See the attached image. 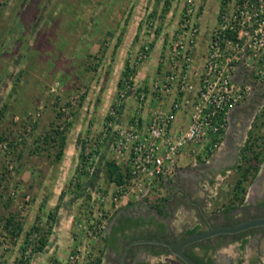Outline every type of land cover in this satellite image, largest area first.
I'll use <instances>...</instances> for the list:
<instances>
[{
  "label": "rangeland",
  "instance_id": "obj_1",
  "mask_svg": "<svg viewBox=\"0 0 264 264\" xmlns=\"http://www.w3.org/2000/svg\"><path fill=\"white\" fill-rule=\"evenodd\" d=\"M237 2L0 0V264H17L18 259L27 264H69L79 247L91 251V263L84 264L103 259L107 232L99 230L100 215L109 222L117 212L112 203L116 186L108 182L103 163L115 160V136L110 133L109 140L100 143L107 124L127 126L143 110L142 89L162 78L172 64L175 45H193L192 65L195 74L202 73L220 16L235 9ZM121 34L122 44L116 48ZM126 65L131 68L128 78L123 77ZM244 71L236 65L234 80H244ZM249 83L252 93L241 104L249 105L235 120L232 111L221 148L205 161L186 160L178 175L161 185L162 191L141 202L160 207L165 200L185 197L184 207L171 210L180 230L174 231L175 238L199 232L194 217L201 212L213 217L224 210L238 176L234 168L241 161L240 149L264 109V80L250 77ZM54 131L66 137L61 161ZM82 140L87 143L84 159ZM222 159L229 160L227 166ZM194 203L202 206L201 212ZM67 205L69 211L61 212ZM12 218L14 226L6 228ZM16 226L23 228L22 235L12 234ZM33 226L49 237L41 253L33 251L37 234L23 249L25 233ZM259 246L264 249V240L244 250L232 245L219 250L216 258L226 259L227 254L230 261L264 264ZM165 261L182 264L170 256Z\"/></svg>",
  "mask_w": 264,
  "mask_h": 264
},
{
  "label": "built area",
  "instance_id": "obj_2",
  "mask_svg": "<svg viewBox=\"0 0 264 264\" xmlns=\"http://www.w3.org/2000/svg\"><path fill=\"white\" fill-rule=\"evenodd\" d=\"M192 47L175 45L169 67L165 57L166 72L143 87V110L129 125L107 124L100 143L115 136L112 154L129 174L124 185L114 184L116 210L162 191L189 158L205 161L221 148L232 111L252 93L249 78L264 80V0H238L220 16L200 74L192 65ZM236 65L244 68V80H234ZM100 217L99 230L107 232L108 222ZM91 256L79 247L69 264H84Z\"/></svg>",
  "mask_w": 264,
  "mask_h": 264
},
{
  "label": "flooded vegetation",
  "instance_id": "obj_3",
  "mask_svg": "<svg viewBox=\"0 0 264 264\" xmlns=\"http://www.w3.org/2000/svg\"><path fill=\"white\" fill-rule=\"evenodd\" d=\"M264 87V83H263ZM247 105H239L233 110V119L239 115L238 113L247 109ZM242 124L246 125V119H241ZM229 132V131H228ZM234 152V151H233ZM241 156V149H240ZM220 154V153H219ZM236 153L234 156L236 158ZM227 166L229 160L222 159ZM236 162V159L234 163ZM241 162V161H240ZM238 165V164H237ZM219 168L222 166L216 165ZM264 166V164L262 165ZM221 169V168H220ZM178 175V173H177ZM178 177V176H177ZM195 182V181H194ZM193 182V183H194ZM188 197H190L188 195ZM184 196H178L177 199L171 198L168 203L165 202L170 210L175 211L180 207H184ZM246 199V203L238 209L232 210V212L215 213L213 217H207L202 213V206L194 203V209L197 208L201 212L199 218L194 217L197 222L196 226H200L201 229L198 233H205L215 228L232 227L245 221L264 218V168L258 174V177L251 186L250 194ZM134 206H128L117 210L116 214L108 222L107 234L109 232L110 225L112 224L113 233L110 234L109 244L104 249V258L108 257L109 261L113 264H164L166 263V257H173V255L164 246L153 244H134L141 241H165L168 243L178 242L187 236H181L179 238L174 237V230L171 221L163 217V214L159 212L156 207L148 206L141 203ZM200 204V203H199ZM164 205V206H165ZM189 223H184L185 227ZM106 235L104 236V242ZM248 240V244L252 248L259 243L260 240H264V227L248 230L243 233L233 235H220L212 237L203 242L193 244L186 249L188 256H192L196 263L203 264H245L241 258H234L230 261L231 257L226 254V259L218 260L216 255L219 250H227L232 245L241 246L244 240ZM117 244V245H116ZM121 246L116 249V246ZM260 255L264 254V249L257 248ZM256 249V251H257ZM215 252V255L213 256ZM211 257L212 263H209ZM175 259V257H174ZM202 259L204 262H201ZM179 262V259L176 258ZM224 262V263H221ZM248 262V260H247ZM182 263V262H181ZM256 264L257 260H251V264ZM183 264V263H182Z\"/></svg>",
  "mask_w": 264,
  "mask_h": 264
},
{
  "label": "trees",
  "instance_id": "obj_4",
  "mask_svg": "<svg viewBox=\"0 0 264 264\" xmlns=\"http://www.w3.org/2000/svg\"><path fill=\"white\" fill-rule=\"evenodd\" d=\"M124 34H121L118 37L116 48H119L122 44ZM131 68L129 65H126L125 71L123 73V77L128 78V74L131 72ZM119 87H122V82L119 83ZM139 91V90H137ZM141 91V90H140ZM134 119V118H133ZM108 120H114L113 117H108ZM58 138L61 137L60 140L54 139V142L60 144V150L57 155V160L61 161L64 157L65 153V146H66V137L63 134V131H54ZM52 134V135H53ZM53 139V137H52ZM87 141V139H85ZM82 140L81 147L84 148L82 150L83 154L81 155L82 159L85 158V147L86 141ZM105 165V175L108 182L112 184H116L117 186H122L127 182L129 178V174L127 173V169L120 166L116 160H106L103 162ZM264 164V109L257 115L256 121L253 125L251 132H249L248 139L244 146L241 149V162L234 168L237 173V177L235 182L233 183L232 189L227 196V201L224 207L225 212H232V210L238 209L242 205L246 203V196L248 193L249 186L256 180L258 177L259 172L261 171L262 165ZM86 170V169H85ZM87 176H91L88 172L84 173ZM81 187V186H79ZM167 200H165L166 202ZM165 202L161 204L160 207H156L159 212L161 213ZM130 206H134L132 203ZM14 219H9L6 224V228H10L14 226ZM16 229L12 230L13 235H22L23 228L21 226H16ZM11 233V232H10ZM198 231H190L189 235L197 234ZM37 234L38 239L36 243H33L34 248L33 251L35 253H41L48 245L49 237L45 235L41 228L37 226H33L32 229L25 233V240H24V247L23 249H27V246L31 244L30 239L31 237ZM49 234V233H48ZM248 244V240L245 239L241 248L244 250ZM194 260L192 256H190ZM103 261L102 257H99L96 261V264H101ZM195 261V260H194ZM201 262H204L202 259ZM209 263H212L211 257L209 258ZM17 264H27L24 259H18ZM198 264H203L199 263ZM242 264V263H239Z\"/></svg>",
  "mask_w": 264,
  "mask_h": 264
},
{
  "label": "water",
  "instance_id": "obj_5",
  "mask_svg": "<svg viewBox=\"0 0 264 264\" xmlns=\"http://www.w3.org/2000/svg\"><path fill=\"white\" fill-rule=\"evenodd\" d=\"M262 227H264V218H256L245 221L236 226L215 228L205 233H197L194 235H190L174 243L151 240V241L136 242L134 244H153V245L164 246L173 255V257L179 259L183 264H198L188 256L186 249L189 246L193 244H197L199 242H203L215 236L239 234L246 232L248 230H252L255 228H262Z\"/></svg>",
  "mask_w": 264,
  "mask_h": 264
},
{
  "label": "crops",
  "instance_id": "obj_6",
  "mask_svg": "<svg viewBox=\"0 0 264 264\" xmlns=\"http://www.w3.org/2000/svg\"><path fill=\"white\" fill-rule=\"evenodd\" d=\"M162 75V74H161ZM159 77V76H158ZM169 200V199H168ZM138 204H140V203H137V205ZM68 207V208H67ZM67 210H65L66 208H63V210L61 211V212H64V211H69L68 209H69V206L67 205ZM179 209V208H178ZM177 210V209H176ZM162 214H163V217L164 218H166V219H168L169 221H171V223H173L172 224V229H173V227H175V224H174V221L177 219H175L174 217H173V213L174 212H172L171 210H170V208L167 206V205H165L164 207H163V210H162V212H161ZM62 214V213H61ZM173 217V218H172ZM172 218V219H171ZM66 223H69V221H66ZM195 227H196V225H195ZM191 229V228H190ZM176 231H178V234H180V230H179V228L178 227H176V229H175ZM174 230V231H175ZM113 233V231H112V224L110 225V228H109V232H108V234H106V238H105V241L106 242H104V245H103V249H106V245L107 244H109V242L111 243V241L109 240V238H110V234H112ZM175 233V232H174ZM117 245V244H116ZM115 245V246H116ZM108 246V245H107ZM72 247V246H71ZM71 247L69 248V250H71ZM121 246H116V249H119ZM67 256L65 255V258H66ZM92 260V259H91ZM90 263H91V261H90ZM89 262H88V264H90ZM101 264H113L112 262H110L109 261V259H108V257L106 258H104L103 257V261H102V263Z\"/></svg>",
  "mask_w": 264,
  "mask_h": 264
},
{
  "label": "bare ground",
  "instance_id": "obj_7",
  "mask_svg": "<svg viewBox=\"0 0 264 264\" xmlns=\"http://www.w3.org/2000/svg\"><path fill=\"white\" fill-rule=\"evenodd\" d=\"M132 204V203H131ZM131 204H129L128 206H130ZM128 206H126V207H128ZM124 208V207H123Z\"/></svg>",
  "mask_w": 264,
  "mask_h": 264
}]
</instances>
